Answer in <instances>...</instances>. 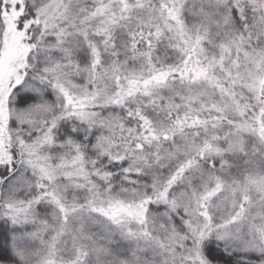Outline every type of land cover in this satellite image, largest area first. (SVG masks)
I'll return each mask as SVG.
<instances>
[{
	"label": "snow or ice",
	"instance_id": "obj_1",
	"mask_svg": "<svg viewBox=\"0 0 264 264\" xmlns=\"http://www.w3.org/2000/svg\"><path fill=\"white\" fill-rule=\"evenodd\" d=\"M0 264H264V0H0Z\"/></svg>",
	"mask_w": 264,
	"mask_h": 264
}]
</instances>
